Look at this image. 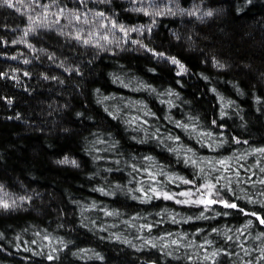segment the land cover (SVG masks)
<instances>
[{"label": "trees", "instance_id": "1", "mask_svg": "<svg viewBox=\"0 0 264 264\" xmlns=\"http://www.w3.org/2000/svg\"><path fill=\"white\" fill-rule=\"evenodd\" d=\"M11 2L0 264H264V0Z\"/></svg>", "mask_w": 264, "mask_h": 264}, {"label": "snow or ice", "instance_id": "2", "mask_svg": "<svg viewBox=\"0 0 264 264\" xmlns=\"http://www.w3.org/2000/svg\"><path fill=\"white\" fill-rule=\"evenodd\" d=\"M0 2H3L5 4H7L8 7H13V4L11 2V0H0ZM211 14V13H209ZM27 35V33H25ZM172 63L176 64L178 63L177 61H175L174 59L172 60ZM259 151H264V149H260ZM67 159H65L64 161H61V163H67ZM75 163V162H73ZM221 164H223V161H220ZM185 183H188V181H185ZM264 183V182H262ZM206 187L208 188H212L214 187L213 185H207ZM157 196H163L164 199H173V197L167 193H156ZM180 195H189V193H181ZM178 203H193V204H205V205H212L214 203H217V201L214 200H205V199H199V200H192V201H177ZM220 203H223V205L227 208H232V209H236L238 207V205L236 203H228L226 201H220ZM4 208H8L9 205L7 203H4L2 205ZM240 211L243 212V209H240ZM252 215H255V213H252ZM257 219L259 220L260 224H264V218H261L259 216H257ZM213 256L216 255V253L212 254ZM49 259H52V257H49Z\"/></svg>", "mask_w": 264, "mask_h": 264}, {"label": "rangeland", "instance_id": "3", "mask_svg": "<svg viewBox=\"0 0 264 264\" xmlns=\"http://www.w3.org/2000/svg\"><path fill=\"white\" fill-rule=\"evenodd\" d=\"M190 186L184 189L181 193H189V195H178L175 197L177 201H192V200H219L220 195L214 190V188L206 187L208 184H202L197 188H194L193 185L189 184ZM182 203V202H181ZM198 205H205V204H198Z\"/></svg>", "mask_w": 264, "mask_h": 264}, {"label": "clouds", "instance_id": "4", "mask_svg": "<svg viewBox=\"0 0 264 264\" xmlns=\"http://www.w3.org/2000/svg\"><path fill=\"white\" fill-rule=\"evenodd\" d=\"M209 13H211V12H209ZM209 13H207L208 15H211V14H209Z\"/></svg>", "mask_w": 264, "mask_h": 264}]
</instances>
